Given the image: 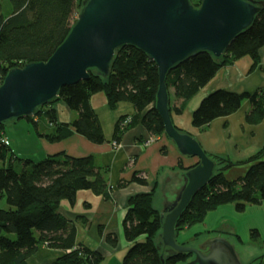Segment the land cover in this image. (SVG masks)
<instances>
[{
  "label": "trees",
  "instance_id": "16d2710c",
  "mask_svg": "<svg viewBox=\"0 0 264 264\" xmlns=\"http://www.w3.org/2000/svg\"><path fill=\"white\" fill-rule=\"evenodd\" d=\"M261 2L264 0H254ZM12 14L5 17L0 9V86L9 71L28 64L46 63L64 43L74 25L77 7L83 0H8ZM198 9L201 0H190ZM264 47V8L255 18L251 28L239 35L226 54L216 60L208 53L190 58L166 76L168 91L173 90L177 105L170 111L182 115L188 104L217 75L234 62L251 57L253 71L259 60V51ZM90 79L60 90L58 98L36 111L34 118L45 116L53 124V131L39 136L50 143H58L79 135L94 145L107 141L101 122L91 107L93 96L103 93L110 111L120 104L133 106V116L120 117L115 125L112 143L121 145L129 131L142 126L151 137L165 136L164 122L156 110L159 89V72L156 64L137 49L121 47L114 58L108 79L89 71ZM245 101L251 104L247 122L257 125L264 120V91L254 94H233L219 90L204 98L193 112L192 126L202 132L218 119L235 114ZM63 102L77 119L71 124H59L54 116V105ZM126 121H130L123 126ZM7 125V124H6ZM5 124H0V199L5 198L9 209H0V264H28L39 247L64 251L66 255L52 264H102L100 253L77 243L74 223L59 214L63 201L75 205L80 191H90L105 201H112L110 185L111 170L97 161L96 157H71L65 153L48 156L41 161L18 158L6 139ZM179 130V129H178ZM182 134L181 130H179ZM111 143V144H112ZM161 153L166 155V149ZM216 164L214 175L190 202L176 225L177 243L179 235L203 224L207 216L225 205H234L238 213L248 206L264 203V157L263 152L247 163L250 168L245 176L227 181L224 172L236 164L229 160L210 156ZM198 165V164H197ZM196 165V166H197ZM194 166V167H196ZM192 167V168H194ZM178 169L186 173L180 162ZM148 187L149 182L141 172H135L129 181L121 180L117 188L129 185ZM155 188L148 194H139L128 200V210L123 221L125 240L131 244L122 264H162V251L157 249L162 229L161 212L154 207ZM202 234H196L198 240ZM216 237V236H215ZM144 238L143 240H140ZM260 234L252 231V240L258 241ZM241 242L240 238H238ZM106 242L116 248L118 239L108 235ZM193 259L188 254H177L165 259V264H185ZM264 255L253 260L262 264Z\"/></svg>",
  "mask_w": 264,
  "mask_h": 264
},
{
  "label": "water",
  "instance_id": "95a60500",
  "mask_svg": "<svg viewBox=\"0 0 264 264\" xmlns=\"http://www.w3.org/2000/svg\"><path fill=\"white\" fill-rule=\"evenodd\" d=\"M263 8L264 1L254 0H201L198 9L190 0H84L70 34L46 63L8 72L0 86V124L34 118L38 109L58 98L61 89L88 81L91 70L108 79L121 47L139 50L158 68L156 110L165 136L182 157L198 160L186 173H168L162 180L163 204L158 210L162 229L157 244L163 252L161 263L188 254L193 259L185 264H243L227 238H207L197 248L177 243V222L208 185L216 164L197 140L174 126L166 76L200 53L220 60Z\"/></svg>",
  "mask_w": 264,
  "mask_h": 264
},
{
  "label": "crops",
  "instance_id": "0c3cea01",
  "mask_svg": "<svg viewBox=\"0 0 264 264\" xmlns=\"http://www.w3.org/2000/svg\"><path fill=\"white\" fill-rule=\"evenodd\" d=\"M9 12L11 15L12 8H9ZM253 64L251 57H244L221 69L188 104L182 115L171 112L174 126L197 140L207 155L220 157L236 164L224 172L227 181H234L245 176L250 168L247 161L258 153L263 152L264 157V120L257 125L247 122L246 118L251 110L249 101H245L232 116L212 122L204 132L192 126V115L202 100L216 91L224 90L238 95L264 91V47L259 51L256 68L251 71ZM169 94L170 104L173 107L178 103L175 98L172 99L173 90ZM91 107L101 122L107 141L104 145L91 144L79 135H74L62 142L50 143L39 136L51 133L54 128L45 116L34 119L37 129L33 123L26 120L11 122L5 126L4 136L13 153L23 160L41 161L48 156L65 153L76 158L94 156L99 164L111 169L112 177L115 174L114 178H110V185L113 188L112 201L107 202L90 191H80L74 206L67 201L61 203L59 214L76 225L78 244L102 255V264H122L131 246L125 240L122 226L128 210V200L135 195L148 194L153 188L147 168L152 166L154 171L167 172L170 169L175 173H180L184 172L177 168L180 162L184 168H192L198 164V160L182 157L166 136L156 137L153 144L144 148L143 142L151 136L142 126L125 134L120 149L115 151L111 144L115 125L120 117L135 114L133 106L123 103L116 111H110L106 96L99 93L92 97ZM54 110V116L59 124H71L77 119V115L71 112L63 102L54 105ZM162 148L166 149V155L161 153ZM27 149L30 153H27ZM34 154L37 157H34ZM131 160H134L132 164ZM135 172H141L147 178L148 187L132 184L123 190L117 188L121 180L129 181ZM263 205L264 203L261 207ZM259 234L261 238L262 233L259 232ZM108 235L117 237L116 248L107 244ZM65 255L64 251L50 250L41 246L36 255L27 263L52 264ZM239 255L241 257V254ZM253 260L254 258H248L247 264L248 262L253 264ZM262 264H264V259Z\"/></svg>",
  "mask_w": 264,
  "mask_h": 264
},
{
  "label": "rangeland",
  "instance_id": "374dc122",
  "mask_svg": "<svg viewBox=\"0 0 264 264\" xmlns=\"http://www.w3.org/2000/svg\"><path fill=\"white\" fill-rule=\"evenodd\" d=\"M9 8L11 9L8 0H0V9H2L1 13L5 17L10 15ZM81 9L82 8L80 6L77 7L73 23L77 20ZM172 99H174V97ZM33 132H35V130H33ZM28 152L29 150L27 149V153ZM34 157H37L36 154H34ZM154 165L155 164H153V166ZM147 171L149 174L151 187H153L151 190H153L157 185L155 190L154 207L156 210H159L163 204V198L160 197L164 189L162 180L166 174H176L177 172L175 173L170 169L167 172H158L154 171L152 166H149ZM114 176L115 174L113 177L110 174V178H114ZM0 209H9L5 198L0 199ZM253 230H258L260 233H262V237L255 242L252 240ZM196 234H202L200 240L194 239ZM1 235L9 237V235H6L5 233H2ZM215 235L216 237L220 236L227 238L236 247L238 253L241 254L242 261L245 264H247L248 258L255 259L260 257L264 254V205L262 207L261 205L248 206L244 213H238L234 205L221 206L216 211L211 212L203 224L197 225L190 230L182 232L179 235L178 241L179 243H187L188 247L190 248H197V245L200 243V241ZM238 238H240L241 242Z\"/></svg>",
  "mask_w": 264,
  "mask_h": 264
},
{
  "label": "built area",
  "instance_id": "2783aa9c",
  "mask_svg": "<svg viewBox=\"0 0 264 264\" xmlns=\"http://www.w3.org/2000/svg\"><path fill=\"white\" fill-rule=\"evenodd\" d=\"M129 122L130 121H126L123 126H126ZM154 142H155V138L154 137H151L148 140L144 141L142 145H143L144 148H147L151 144H153ZM2 143H4L5 145H9V142L6 139H3L2 140ZM120 147H121V145L119 143H116V142H113L112 143V148L114 150H118V149H120ZM133 162H134V160H131V163H133Z\"/></svg>",
  "mask_w": 264,
  "mask_h": 264
}]
</instances>
